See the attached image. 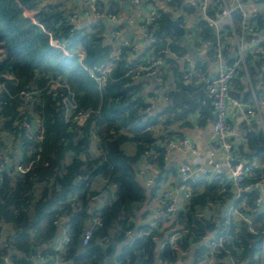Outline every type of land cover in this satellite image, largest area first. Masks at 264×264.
I'll return each instance as SVG.
<instances>
[{"label":"trees","instance_id":"16d2710c","mask_svg":"<svg viewBox=\"0 0 264 264\" xmlns=\"http://www.w3.org/2000/svg\"><path fill=\"white\" fill-rule=\"evenodd\" d=\"M215 1L211 0L207 8V14L213 18L219 13ZM242 2L257 7L254 16L248 18L249 23L254 24L252 31L241 27L243 16L236 12L233 24H225L220 34H228L233 29L242 32L248 42L257 33L262 36L258 42L261 52L244 55V64L236 69L230 85V95H241L233 92L231 86L234 85L247 99L249 91L240 88V78L247 72L254 83L261 68L264 69V29L261 26L264 24V0ZM171 5L177 8L180 2L172 0ZM21 6L28 9L38 7L35 15L38 22L25 18ZM199 7L196 2L186 6L185 10L192 14ZM95 10L114 14L119 5L100 1ZM166 15L162 14L152 23L154 35L162 42ZM69 17L65 9L53 7L48 0H0V232L3 224L10 229L0 244V264H5L3 256H8L13 264H50L57 257H62L64 264L69 261L98 264L102 258L105 260L103 264H110L109 259H105L113 252L110 234L119 228V234L113 239L124 238V232L133 228L132 218L145 199L144 189L136 178L139 163L145 159L153 164L158 169L154 175L157 180L167 171L164 147L178 136L170 127L179 121L186 124L191 114L195 115L198 125L213 119L214 108L207 82L197 78L185 80L183 75L187 67L180 71L177 62L168 60L160 52L164 46H157L155 52L172 66L173 83L167 88L169 100L163 110L149 112L139 83L129 73L132 66L142 62L140 56L129 58L127 48H122L119 58L111 59L112 45L103 44L104 22L100 20L88 30L73 27ZM198 23V27L190 31L202 42H213L208 54L215 58L219 47L216 32L206 20L200 19ZM119 27L117 25L116 29ZM44 30L61 40L73 56L51 46ZM228 45L229 42L218 49L224 52ZM80 49L84 51L81 60L76 55ZM174 49H177L178 56L183 54L177 45ZM231 61L232 58L228 60ZM110 64L106 80L98 86L97 77ZM156 72L157 75L161 73L159 68ZM8 74L13 79L6 78ZM162 78L167 80L166 73H162ZM54 81L59 83L57 87H52ZM66 100L75 103L72 116L76 111L88 114L82 124L72 117L65 120ZM228 118L226 124L233 127L231 118ZM251 119L249 123H239L243 139L236 149L230 139L233 163L264 161V152L258 150L264 144V125L262 127L254 116ZM157 123L162 125L159 131L150 127ZM128 141L135 145L134 152L124 146ZM16 162L30 163L29 170L18 173ZM262 176L264 165L255 164L253 174L244 179V184H252ZM98 179L104 186L112 185L113 199L89 213L90 199L97 192L94 185ZM220 187L217 180L205 183L202 190H194L185 209L174 213L169 227L176 224L186 230L174 244L166 243L155 253L156 240L169 228L148 227L146 234L118 254L120 264H155V258L164 264L174 263L182 255L181 251L186 252L195 243L199 244L208 232L221 229L224 222L222 205L231 193L222 196ZM245 193L248 205L252 207L255 190L249 189ZM211 207L213 214L207 213ZM97 214L101 224L96 226L90 242L80 251L86 222ZM253 214L252 224L256 232H250L246 222L233 219L234 224L239 225L238 229H232V237L213 250L212 264H228L230 258L237 264H260L264 215ZM61 222L67 228L66 248H48L62 226ZM100 239L107 244L104 250L97 243ZM38 254L43 255L45 261H36ZM207 257V254L204 257L200 254L195 257L196 262Z\"/></svg>","mask_w":264,"mask_h":264},{"label":"crops","instance_id":"0c3cea01","mask_svg":"<svg viewBox=\"0 0 264 264\" xmlns=\"http://www.w3.org/2000/svg\"><path fill=\"white\" fill-rule=\"evenodd\" d=\"M100 1L108 4L111 2L118 3L119 10L114 13V19L107 17L109 12L104 11H101L100 17H94L92 6L87 0H48V3L53 7L65 9L66 13H68V16L71 14V12H76L78 15L77 27L79 28L85 27L89 30L95 23H98L100 20H102L105 24V30L103 32V44L112 45L111 59H118L122 48H127V55L129 58L140 56L139 60H141L142 63L152 62L157 59L162 60L163 63L156 68V71L159 68L161 71L160 74H155L157 73L155 71V73L151 76H140L135 78L136 82L140 85V91L144 101L148 103L147 109L149 112L159 113L163 110L169 100L167 99V88L173 83V70L169 62H165V57H168V60L171 59L177 62V66L180 71H184V69L190 63L192 66H197L200 69H203L207 73L208 77L213 78L215 76L217 71L216 57L214 56L215 58H212V56H209L208 54L211 45L200 41V39L196 38L195 33H193L194 38H187L188 31L195 30L196 27H198V22L202 16L199 10L192 14L187 13L185 10L186 6L195 4V0H179L180 5H178L177 8L172 7V0H97L95 7ZM35 9L39 10L38 7ZM151 10H155L158 14H160V16H162V14H167L166 17L169 16L172 19L177 20V22H182V24L184 23L183 25L186 26L187 31H185V34L182 36H177L172 30H169L167 35L163 34V42L161 39L159 42H155V30L149 25V14ZM176 14H179V16H174ZM216 19H218V27L224 28V25L227 21L224 18H219L218 14L216 15ZM117 25L120 27L116 29ZM261 39L262 36L257 33L253 36L252 40L258 44ZM151 40H153V42ZM225 42H229V45L227 46V50H225L223 53L227 60L231 58L233 60L237 52V42L234 37L228 38V40ZM226 43H224L223 46H225ZM175 45L183 50V54L181 56L177 55V49H174ZM157 46L159 48L164 46V48L160 49V52L165 57H161L158 52H155ZM252 46L253 41L248 42V44L244 47V55L247 52H251L250 49ZM163 50H166V52H162ZM155 55H157V59L154 58ZM162 73H166V76L168 77L167 80H162ZM262 75H264L263 67L261 68V72L258 75L259 77L254 83L247 72H245L240 78V88L244 87V91H249L247 99H244L243 93H240V89L238 87L232 85L231 89L233 92L241 94L239 98H242V100H246L249 103L251 101L253 102L254 96L256 98H264V78ZM258 110L259 112H256L254 117L260 124L259 118L264 117V105L261 104V106L258 107ZM228 117L231 118V122L236 128L239 127L240 122L245 121L242 115L231 107L228 109ZM215 121L216 113L213 109V119L204 125H198L195 115L192 114L188 117L186 124L183 123V121L174 123L170 127V130L176 131L178 136L173 140L176 143L172 146V149L170 150L169 156L166 160V173L161 174L159 178L155 180L154 175H156L158 169L153 164H150V170H146L145 173H139L137 171L136 178L144 189L145 199L143 203L140 204L138 211H136L132 218L134 223L133 228L124 232V238L114 241L113 237L114 235L116 236L119 234V228H115L113 231L114 233L112 232L110 234V245L113 246V252L111 256H105L106 260L109 259L108 262L110 264H120V261L117 259L118 254L125 247H131L134 244L136 238L144 233L146 234V228L157 227V230L169 228V230H166L161 238L156 240L154 251L157 253L163 249L162 243L167 239L170 231L173 228L177 229L178 226H181L175 224L174 227H169L173 217L170 218L169 221L165 220V215L157 205L154 199V194L157 192V189L159 191H162L164 188L170 189L175 198V205L178 207V210H182L184 208V198L182 197L181 191H178L177 188L182 181V177L179 172V167L182 165H187L194 169L193 174L187 179L188 184L195 186L196 190H202L204 188L207 181L201 178L203 174L202 169L210 167L213 162L223 164L225 161V152L219 145H217L216 134L214 131ZM150 127L155 131H159L162 125L157 123ZM183 139H186L187 142L179 143V140ZM233 141L234 139H232V146L234 149H236L241 141H238V145L236 147L234 146ZM124 146L130 152H134L135 145L133 142L128 141L124 144ZM253 163L257 166H260L261 164L264 165V161L261 163L260 161L254 160ZM152 176L155 181L153 186L148 184V181L149 179H152ZM193 180L195 181L192 182ZM102 182L103 181L101 179L95 181L94 187L96 188L95 190L97 192L96 194L92 195L90 199V205L88 207L89 213L99 208L104 202H108L113 199L112 185L105 184L104 186ZM207 213L213 214L214 209L211 207ZM94 217L95 215L87 220L86 227L90 226ZM62 222V226H59L58 232L53 237L54 239L52 238L51 242L48 244V248L54 250L60 248V242L64 233L63 230L67 229L65 224H62ZM9 231V227L6 224H3L0 232V244L4 242V239L2 238H5ZM97 243L101 245L103 250L107 246V244H105L102 239L98 240ZM205 244L206 242L204 240L200 241L199 244L195 243L190 248V250L186 251L182 255H179L174 263L165 264H196L195 257L198 255L200 256V253L196 254V251H199L197 249L202 248V246ZM84 247L86 246L81 244L78 250L82 251ZM104 262L105 260L102 258L100 261H98V264H103ZM154 263L164 264L161 263L158 258H155ZM67 264L74 263L69 261Z\"/></svg>","mask_w":264,"mask_h":264},{"label":"built area","instance_id":"2783aa9c","mask_svg":"<svg viewBox=\"0 0 264 264\" xmlns=\"http://www.w3.org/2000/svg\"><path fill=\"white\" fill-rule=\"evenodd\" d=\"M90 5L92 6L94 17H100L101 13L96 11L95 4L97 0H87ZM211 0H195L200 4L199 11L201 12L202 16L201 19H204L208 22V24L214 28L216 32V45L217 47H221L225 40L227 41L228 38L234 37L237 42V52L235 58L228 62L227 58L225 57L224 53L222 52V49H218L216 51V62H217V71L215 76L212 79H208L207 73L203 70L196 68L192 66L190 63L187 65V68L184 72V78L185 79H191V78H197L200 80H204L207 82V89L209 90L211 96H212V104L214 111L216 113V121L214 123V131L216 134V141L217 145H219L225 152V161L223 164L213 162L210 167L203 168L202 169V176L201 178L207 182H210L211 180H217L220 181L221 187L219 189V192L222 194V196H226L227 192L231 193V196L226 198L225 203L223 204L222 208V215L224 217V222L221 227V229L214 230L211 232H208L205 236H203L202 241L204 240L206 243L209 244V250L205 252V254L208 255L207 258H203L202 260H198L196 264H212L213 263V250L217 247H220L223 245L224 240H228L232 237L231 231L232 229L236 230L238 229V224H234L233 219H237L243 222H246L248 224V230L252 233L256 232L254 224H252V218L256 213H263L264 215V176H262L260 179L256 180L252 184H244V179L253 174L255 169L254 163H233L231 161V142L230 139H238V141H241L243 139V132L239 130L236 127H232L226 124V119L228 116V109L229 107L233 108L234 110H237L243 117V119L246 121V123H249L252 119L251 117L254 116L256 112H259L258 107L261 106V104L264 105V98H256L254 96L253 102L250 103L246 100H242V98L234 97L230 95V85L231 81L234 78L236 74V69L240 67V65L244 64V47L248 44V41L244 38L243 33H238L235 30H230L228 34H224L220 32L222 31V28L218 27V19L213 18L207 14V8L208 3H210ZM215 3L218 5L219 18H224L227 22L226 24H233V16L234 14L240 13L243 16V19L241 20V27L247 29L248 31H252V26L254 24H250L248 21V18L253 17L254 10L257 9V7L252 3H243L242 0H216ZM260 5V4H259ZM258 6V5H257ZM22 15L25 18L30 19L33 23H37L38 21L35 19V15L38 13L39 10L37 9H28L26 7L21 6ZM248 13L252 15H248ZM114 14L108 13L107 17L110 19H114ZM77 19L78 15L76 12H71L69 20L73 27H77ZM160 19V14H158L155 10H151L149 14V22L150 26L153 27L154 22ZM60 22V21H59ZM184 24V23H183ZM182 22H178V26L184 28V34L185 31H187L186 26H184ZM264 29V24L261 25ZM149 27V26H148ZM46 34L49 36V44L55 48L61 49L66 55L73 56V54L69 53L64 43L61 40L55 39L51 36V33L48 30H44ZM153 35V33H152ZM155 42H159L160 38L158 39L155 36ZM188 39H192L193 32L188 31L187 34ZM223 39V40H220ZM253 39V37H252ZM253 41V46L250 49L252 53H258L261 52V48H259L258 44ZM153 42V40H151ZM203 42H206L208 44H212L213 42L209 40H205ZM250 42V41H249ZM247 51V50H246ZM76 55L81 60L84 56V51L82 49L76 51ZM162 52H166V50H163ZM263 52V51H262ZM262 57H264V52L262 53ZM115 58L114 60H116ZM157 59V58H155ZM163 62L161 59H157L152 62H140L134 66L131 67L129 73L131 74V78H137L140 76H151L155 73L156 68L161 65ZM112 64L109 65L104 70V73L97 77L96 83L98 86H100L105 80H106V74L110 70ZM90 75H92L90 73ZM8 79H13L11 75H5ZM52 87H57L59 83L52 82ZM27 95L26 92L21 91V94ZM75 103L69 102L66 100V106L64 111V117L65 120H69L71 117L78 121L79 123H83L85 119L88 117V114L82 113L79 111H76V113L72 116V113L75 110ZM260 125L263 127L264 125V117L259 118ZM37 131V130H35ZM39 138V135H37V139ZM181 142H187L186 139L179 140V143ZM176 142L173 140H169L165 147H164V160H167L170 150L172 149V146L175 145ZM30 168V163L24 164V163H16L15 164V170L18 173H24L28 171ZM146 170H150V164L144 159L143 162L138 167L139 173H145ZM179 172L182 177V181L178 185V191H181L182 197L184 198L183 202V209H185L188 204L189 200L193 195V192L195 190V186L189 185L187 179L190 178V176L193 174L194 169L187 166L182 165L179 167ZM192 179V178H191ZM193 180L192 182H194ZM226 181V182H225ZM155 183L153 176L152 179H149L148 184L152 185ZM249 189L255 190V198L253 200V206L250 207L248 205L247 201V195L246 191ZM154 199L159 206L160 210L163 211L165 215V220L169 221L170 218L174 215V213L178 210V207L175 205V198L173 196V193L170 189L164 188L162 191H159L157 189V192L154 194ZM182 209V210H183ZM251 212V214H250ZM253 212V213H252ZM100 217L95 216L92 219V222L89 227H86V229L83 231L82 237H81V244L87 245L90 242V239L92 237L93 230L96 228V226L100 225ZM263 226H264V220H263ZM264 228V227H263ZM186 230L182 226H178L177 229L173 228L167 239L162 243V247L166 243L174 244V242L182 236V234ZM63 236L60 242V250H64L66 248V244L68 242V236L66 233V229L63 230ZM261 248L259 250L260 255V264H263V255H264V233L260 244ZM185 251H181V254H184ZM3 260L5 264H13L12 260L8 256H3ZM36 261L42 262L45 261V258L43 255L38 254ZM64 263V259L62 257H57L55 261H53L50 264H62ZM228 264H237L233 258H230L228 260Z\"/></svg>","mask_w":264,"mask_h":264},{"label":"water","instance_id":"95a60500","mask_svg":"<svg viewBox=\"0 0 264 264\" xmlns=\"http://www.w3.org/2000/svg\"><path fill=\"white\" fill-rule=\"evenodd\" d=\"M169 30H172L177 36H182L184 34V28L178 26L177 20L167 16L164 24L163 34L167 35ZM154 58H157V55H155ZM208 79L210 80L212 77H208ZM233 144L236 147L238 145V139H234ZM258 150L264 152V144L260 145Z\"/></svg>","mask_w":264,"mask_h":264},{"label":"rangeland","instance_id":"374dc122","mask_svg":"<svg viewBox=\"0 0 264 264\" xmlns=\"http://www.w3.org/2000/svg\"><path fill=\"white\" fill-rule=\"evenodd\" d=\"M182 15V14H181ZM174 16H179V14H176ZM209 250V244L206 243L204 246H202V248L199 249V253L201 255H203V257L205 256V252H207Z\"/></svg>","mask_w":264,"mask_h":264}]
</instances>
